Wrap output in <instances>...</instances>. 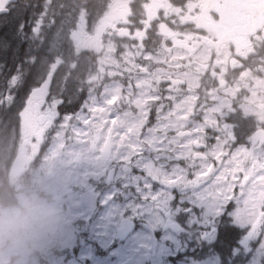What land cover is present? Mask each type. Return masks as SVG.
<instances>
[{
    "label": "snow or ice",
    "instance_id": "6c2138e0",
    "mask_svg": "<svg viewBox=\"0 0 264 264\" xmlns=\"http://www.w3.org/2000/svg\"><path fill=\"white\" fill-rule=\"evenodd\" d=\"M65 55L82 76L53 71ZM262 72L264 0H0V134L87 147L90 168L164 152L250 228L264 227Z\"/></svg>",
    "mask_w": 264,
    "mask_h": 264
},
{
    "label": "rangeland",
    "instance_id": "374dc122",
    "mask_svg": "<svg viewBox=\"0 0 264 264\" xmlns=\"http://www.w3.org/2000/svg\"><path fill=\"white\" fill-rule=\"evenodd\" d=\"M241 45L239 40L237 47ZM78 59L65 55L53 71L70 78L82 76ZM8 150L0 157V193L17 199L42 197L56 211L61 226L59 238L30 264H264V227L248 241L246 235L253 228L249 226L256 220L239 209L227 215L242 231V239L226 262L209 247L199 257L192 255L203 246L205 227L221 221L222 209L198 174L164 152L146 153L131 166L90 168L84 165L90 156L87 147L56 142L40 148L11 133ZM19 156L29 160L11 176V164ZM166 211L183 219L188 232L176 235L169 230ZM124 217L139 225L122 240L116 229ZM85 226L89 239L83 236Z\"/></svg>",
    "mask_w": 264,
    "mask_h": 264
},
{
    "label": "clouds",
    "instance_id": "9594fccd",
    "mask_svg": "<svg viewBox=\"0 0 264 264\" xmlns=\"http://www.w3.org/2000/svg\"><path fill=\"white\" fill-rule=\"evenodd\" d=\"M60 233L57 213L42 197L0 193V264H30Z\"/></svg>",
    "mask_w": 264,
    "mask_h": 264
},
{
    "label": "flooded vegetation",
    "instance_id": "af4514ba",
    "mask_svg": "<svg viewBox=\"0 0 264 264\" xmlns=\"http://www.w3.org/2000/svg\"><path fill=\"white\" fill-rule=\"evenodd\" d=\"M242 41H243V45L237 47V50L240 51L241 53L249 50L248 48L247 49L244 48V46H248L247 42L244 40H242ZM247 65H248V67L252 68V70H253L252 75L254 76L256 73V65H254L251 61H248ZM261 75L264 76V72H262ZM249 78H251V76ZM158 209L163 211L162 207L158 206ZM164 215H165V226L169 230H171L174 234L179 235V234H185L186 232H188V229L183 224V222H184L183 219H181L179 217H175L174 215H172L171 211H166L164 213ZM134 222H135V225H134V228H135L136 226L139 225V222H137L135 220H134ZM258 224H259V221L257 219L253 223V226L258 225ZM220 225H221V221L219 218L218 221L216 222V225H207L205 227V231L201 235L202 236L201 242H203V246L199 250L206 248V247H211V245L213 243H215V241H217L216 239L218 237ZM258 231H260V227H253L250 234L246 235L248 241H251L252 236L256 235ZM87 233H88V227L85 226L83 229V236L85 239H89ZM84 234H86L87 236H85ZM213 234H215L214 239L212 241L211 240L207 241V238L213 236ZM240 239H242L241 236L237 240H235V244L231 247L232 249L238 246Z\"/></svg>",
    "mask_w": 264,
    "mask_h": 264
},
{
    "label": "trees",
    "instance_id": "16d2710c",
    "mask_svg": "<svg viewBox=\"0 0 264 264\" xmlns=\"http://www.w3.org/2000/svg\"><path fill=\"white\" fill-rule=\"evenodd\" d=\"M9 134L3 135L0 134V157L5 154L8 150V139ZM1 160V159H0ZM242 235V231L238 229L236 225L231 222V218L228 216L222 215L221 225L219 227L217 241L209 247V252L217 255L223 262H226L230 257L232 246ZM206 249L198 251V253H192V255L199 257L205 254Z\"/></svg>",
    "mask_w": 264,
    "mask_h": 264
},
{
    "label": "water",
    "instance_id": "95a60500",
    "mask_svg": "<svg viewBox=\"0 0 264 264\" xmlns=\"http://www.w3.org/2000/svg\"><path fill=\"white\" fill-rule=\"evenodd\" d=\"M26 157H19L17 158L11 167L10 175H15L17 174L24 164L26 163ZM134 227V221L131 220L130 218L124 217L121 220V225L116 229V236L119 239H125L133 230Z\"/></svg>",
    "mask_w": 264,
    "mask_h": 264
}]
</instances>
